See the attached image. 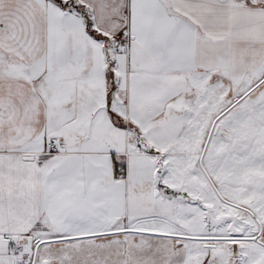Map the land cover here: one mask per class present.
I'll use <instances>...</instances> for the list:
<instances>
[{"label": "snow or ice", "instance_id": "snow-or-ice-1", "mask_svg": "<svg viewBox=\"0 0 264 264\" xmlns=\"http://www.w3.org/2000/svg\"><path fill=\"white\" fill-rule=\"evenodd\" d=\"M0 264H264V0H0Z\"/></svg>", "mask_w": 264, "mask_h": 264}]
</instances>
